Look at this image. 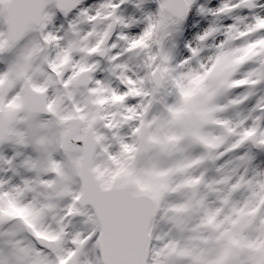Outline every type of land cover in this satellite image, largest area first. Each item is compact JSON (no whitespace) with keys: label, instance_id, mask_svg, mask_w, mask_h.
<instances>
[{"label":"snow or ice","instance_id":"6c2138e0","mask_svg":"<svg viewBox=\"0 0 264 264\" xmlns=\"http://www.w3.org/2000/svg\"><path fill=\"white\" fill-rule=\"evenodd\" d=\"M0 264H264V0H0Z\"/></svg>","mask_w":264,"mask_h":264}]
</instances>
